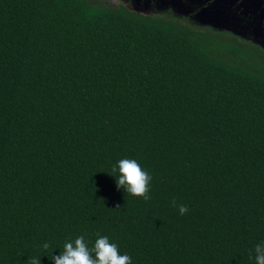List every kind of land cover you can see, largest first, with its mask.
<instances>
[{"label":"trees","instance_id":"1","mask_svg":"<svg viewBox=\"0 0 264 264\" xmlns=\"http://www.w3.org/2000/svg\"><path fill=\"white\" fill-rule=\"evenodd\" d=\"M125 158L149 200L117 186ZM81 235L132 264H255L258 46L102 0H0V264H53Z\"/></svg>","mask_w":264,"mask_h":264},{"label":"clouds","instance_id":"2","mask_svg":"<svg viewBox=\"0 0 264 264\" xmlns=\"http://www.w3.org/2000/svg\"><path fill=\"white\" fill-rule=\"evenodd\" d=\"M116 184L126 190L127 194L149 200L151 197L150 183L152 177L146 172L135 159H121L113 167L111 173H116ZM175 204V201H173ZM187 207L180 205L179 213L184 215ZM43 248L47 250L49 244ZM255 264H264V242L254 247ZM53 264H132V258L128 254H121L117 244L110 242L107 236H99L90 249L83 235L74 241H67L63 251L59 255H51L49 258ZM30 264H40L38 258H32Z\"/></svg>","mask_w":264,"mask_h":264},{"label":"water","instance_id":"3","mask_svg":"<svg viewBox=\"0 0 264 264\" xmlns=\"http://www.w3.org/2000/svg\"><path fill=\"white\" fill-rule=\"evenodd\" d=\"M140 2L141 0H136ZM150 0H144L147 8ZM178 15L192 16L199 26H208L215 31H228L264 46V34L259 26L264 19V0H165ZM136 12L147 14L143 9ZM259 33V34H258Z\"/></svg>","mask_w":264,"mask_h":264},{"label":"flooded vegetation","instance_id":"4","mask_svg":"<svg viewBox=\"0 0 264 264\" xmlns=\"http://www.w3.org/2000/svg\"><path fill=\"white\" fill-rule=\"evenodd\" d=\"M101 1V0H100ZM105 2H109L111 4L114 5H124L126 8L134 11L136 9H143L142 11H146L147 14L146 15H161V16H173L175 18L178 19H184L186 21H188L191 25L197 26V27H208V26H199L197 25L196 20H194L192 18V16L196 13V11L198 10V8L194 9V11L192 13H190L189 15L185 16V15H178L174 9L172 8L171 5H169L167 2H165V0H150L148 2V6L147 8L144 7V0H141L140 2H137L136 0H102ZM261 22V26H259L262 30V33L264 34V19L260 21ZM210 28V27H209ZM219 32H223V31H219ZM259 34V33H258ZM245 41H249L252 44L258 46L264 53V46H262L259 43H256L254 41H250V40H246Z\"/></svg>","mask_w":264,"mask_h":264}]
</instances>
